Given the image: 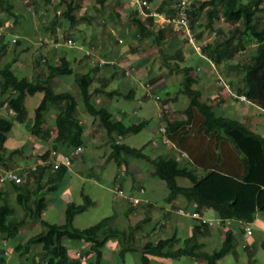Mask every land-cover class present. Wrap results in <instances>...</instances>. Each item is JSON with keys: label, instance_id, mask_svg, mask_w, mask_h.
<instances>
[{"label": "trees", "instance_id": "trees-1", "mask_svg": "<svg viewBox=\"0 0 264 264\" xmlns=\"http://www.w3.org/2000/svg\"><path fill=\"white\" fill-rule=\"evenodd\" d=\"M98 1L103 3L105 0ZM177 2L178 0H160L155 8H152L165 15H172L176 11ZM52 4H63L60 11L69 24H74L78 19L90 22L89 17L77 18L74 14V10L80 7L76 0H39L38 8L44 6L46 10L45 6ZM185 9L191 31L195 26L212 29L215 19L219 16L234 24L231 34L222 39L216 37L214 41L202 45V54L210 61L219 64L244 50L247 45L252 43L255 45V51L250 58L230 63L228 68L242 72L241 84L237 86L239 94L264 108V0H190ZM203 10L206 20L201 24L197 19ZM0 13L7 15L6 25L11 27L27 21L24 8L17 7L15 0H0ZM136 14L132 21L136 25L138 36L143 34L152 36V42L156 43L160 50L167 36L164 30L160 27L157 29L158 23L151 15L141 20L138 12ZM3 23L4 19L0 17V25ZM4 37L1 31L0 52L5 48L2 41ZM175 57L181 59L182 54L176 53ZM112 58L105 56L102 62L95 61L86 73L77 72L64 55H60L56 62L48 58H38L35 64L43 61L46 65L45 71L43 73L37 71L33 77H19L10 61L0 62V109L6 107L17 121L26 122L25 97L37 91L42 92L41 100L34 109L33 119L26 122V127L34 136L46 140L49 144V147L40 153L37 163L27 169L24 176L19 170L15 178L0 181V263L7 260L8 253L5 243L3 244V241H7V244L21 255L18 264H82V258L89 254L95 255L89 264H98L106 242L116 238L119 241V257L122 258L125 252H135L141 264H149L150 256L176 259L188 256L203 260L207 264H218V259L227 254L236 243L235 231L227 226L225 221L237 219L249 223L254 220L257 212L264 213V135L253 131L238 119L217 115L207 102L201 100V90L191 86L197 77V71L190 65L180 67L176 62L175 67L184 76L183 90L189 96V102L184 110L185 118L173 120L165 118L166 122L162 121L165 127L162 133L165 135L166 132L169 140L187 151V157L179 154L181 157L178 158L170 150L149 155L142 147L136 148L119 142V136L137 132L147 126L149 121L142 119L139 122L125 124L121 118H114L107 107L93 102V97L99 94L127 98L133 95V90L122 93L119 84L106 88L107 79L115 76L116 65L112 63ZM99 63L111 67L110 76L104 73L101 76L96 75L101 69ZM171 69L174 68L169 67V70ZM67 75H73L82 109L98 119L100 126L106 130L110 138L108 158L119 165L126 164L128 157L144 159L153 166L152 173L164 181L167 187L165 196L167 201L181 196L186 202L195 204L197 208L214 210L221 220L224 235L217 248L208 249L205 241L195 239L194 231L182 240L169 236L135 245L134 236L138 225L129 224L128 227L122 228L117 226L113 222L115 213L101 218L88 227H76L73 225L75 215L83 212L94 202L86 194H83L81 203L73 200L66 203L62 223L49 222L42 218V212L47 207L45 195L56 191L59 185L65 183L66 173L72 167L73 157L77 155L74 149L77 146H84L85 124L78 116L77 96L70 90L54 89L57 79ZM95 79L100 83L91 89ZM195 115L200 117L197 128L202 137L197 132L192 139L193 142L189 141L186 144L181 140L182 134L189 130L188 126ZM11 127L12 119L0 114V164L6 169H10L8 164L14 156H20L28 151L25 145L5 151L3 144ZM197 137L201 138L200 143L196 142ZM222 142L228 145L227 150ZM208 144L211 145L209 153L206 152L205 146ZM188 145H191V148ZM51 149L72 154V163L69 166L60 164L55 168L50 155ZM82 151L83 149L80 153ZM202 154L207 155L205 162L198 161ZM197 164L205 169L203 174L199 175L193 168ZM178 179H186L189 184H180ZM5 182H9L8 186ZM11 189L13 191H10ZM119 190L122 191L121 188ZM122 194L123 192L118 195ZM126 199L132 200L129 196ZM17 207L21 208V215L17 214ZM27 222H40L43 229L18 242L21 228ZM70 241L79 243L74 256L69 253L67 243ZM179 241L178 246H172ZM85 244L87 246H84ZM37 245L41 247L39 250H36ZM261 246L264 248V239L261 240Z\"/></svg>", "mask_w": 264, "mask_h": 264}, {"label": "rangeland", "instance_id": "rangeland-1", "mask_svg": "<svg viewBox=\"0 0 264 264\" xmlns=\"http://www.w3.org/2000/svg\"><path fill=\"white\" fill-rule=\"evenodd\" d=\"M15 1L17 7L24 8L27 21L22 20L23 22L20 25L11 27L6 25L7 15L0 13V17L4 19V23L0 25V32L3 31L5 35L4 40H2L5 48L0 52V62L10 61L14 72L19 77H33L37 71L43 73L46 65L43 61L36 65V59L48 58L56 62L59 60L60 55L70 58V62L77 72L86 73L91 63L93 64L95 61L102 62V58L107 55V52L117 48L118 50L123 49L124 53L120 57V61L122 64L131 62L130 65L124 68L127 71L126 73L129 74H126L122 69L118 77L107 79L106 88L116 86L120 82L119 79H123L128 82V86L123 87V84L121 85L122 93L133 90V95L127 98L124 96L108 97L105 94H99L93 97V102L96 105L107 107L113 113L114 118H121L125 124L139 122L142 119H147L149 123L137 132L119 136V142L136 148L142 147L144 152L149 155L151 153V155H154L163 151L167 152L168 147L164 145L173 144L166 132L165 135L162 133L159 126L164 125L163 122H160L163 120L162 115L172 120L186 117L184 110L188 105L189 96L183 90L184 76L175 67L176 62L180 67L190 65L194 71H197V77L191 86L201 90V100L207 102L217 115L238 119L253 131L264 135V108L245 97H242L243 99L239 98L237 86L241 84L242 72L228 68L230 63L234 64L250 58L255 51V45L253 43L247 45L244 50L237 52L231 58L219 64L210 61L202 54V45L214 41L216 37L222 39L231 34L234 24L226 21L223 16L215 19L212 29L205 26H195L194 30H190L192 35H189V37L179 35L156 21L158 23L156 25L157 29L160 27L167 35L159 50L158 45L152 42V36L148 34L138 36L136 25L132 21V17L137 16L136 12H138L137 4L134 3L133 5L131 3L132 1L136 2L134 0L131 2L130 0H105L103 3L98 0H76L80 3V7L74 10V14L77 18L89 17L90 22L78 19L74 24H69L63 17L60 11L63 4H58L59 6L56 4L46 5L45 10L44 6L38 8L39 0ZM159 1L152 0L149 2L150 8H155L154 6ZM139 18L145 20L142 15ZM205 20V11L203 10L197 21L203 24ZM50 25H53L52 28H49ZM69 40L73 43L69 44ZM128 52L132 53L131 57L127 56ZM135 53L143 57L140 63L133 62ZM176 53L182 54V58H176ZM112 54L116 55V51H112ZM99 64L104 72L109 71V67L103 65V63ZM169 67L174 69L169 70ZM140 71L142 73L138 75ZM72 76L67 75L57 79L54 89L56 91L70 90L77 96L78 116L85 123L83 151L73 157L72 167L64 178L65 183L63 184L69 185V194L67 192L58 193L63 184L58 186L56 191L48 192L45 195L47 207L42 212V218L49 222L62 223L65 217L66 203L69 200L81 203L83 202V194H86L94 202L88 205L83 212L75 215L73 219L74 226L79 228L88 227L101 218L115 213L113 222L117 226L121 228L128 227L130 223L138 225L136 237L140 241L144 238L145 233L150 232V229L155 226L159 208L156 207L155 210L150 212V215H152L150 219H147L146 216L145 218L141 217V220L140 216L142 214L147 215L145 209L137 206L133 207V211L125 212L123 201L128 196L130 198L137 196L139 199L144 194L151 193L149 186H152L153 182L158 185L156 188L158 190L152 192V197L155 199L163 195V191L167 192V187L163 180L151 172L153 166L150 167L149 162L144 159L128 157L126 164L119 165L113 159L108 158L110 138L106 130L100 126L98 119L82 109ZM99 83L100 81L95 79L90 88L92 89ZM41 97L42 92L40 91L25 97L26 122L32 121L34 109L40 102ZM0 114L12 119V127L3 144L5 151L8 152L23 145L28 148L26 153L14 156V159L10 160L8 164L11 171L17 173L20 170L21 175L24 176L26 170L37 163L40 153L48 148L49 144L46 140L34 136L27 129L26 122L17 121L6 107L0 109ZM48 119L50 121L51 117ZM199 120L200 117L198 118L195 115L192 125L190 124L188 126L189 130L186 131L189 133L185 134L186 132H183L181 140L186 144L192 141L197 132L201 136V132L197 128ZM163 139L167 141L163 142ZM195 140L200 143L201 138L197 137ZM152 143H158L160 147H153ZM221 144L227 150L228 145L225 142ZM209 145H205L207 153L210 151ZM188 147L191 148V145H188ZM173 150L175 156L179 152L185 157L188 155L187 151L183 152L178 149L176 144L172 148ZM198 158H200L198 161L203 160L205 162L207 155L202 154ZM0 168L6 169L3 164H0ZM145 168H147V171L150 170L149 173L146 172L148 176H146L145 182L139 181L140 186L143 183L144 193L140 192L142 186L138 189L132 186L137 185L138 175L145 174L140 173L144 172ZM193 168L199 175L204 170L198 164ZM183 180L188 182L186 179ZM5 184L8 186L9 182H5ZM165 187L166 190H164ZM119 188L122 189L123 194L117 196ZM10 191H13V189ZM139 201L140 199L138 202L129 200L131 204L135 205ZM164 203L160 200L157 206L161 207ZM17 214H22L20 207H17ZM258 215L261 217L264 213L259 212ZM213 224L215 222L209 225ZM254 227L253 234L243 233V236L250 239V244L242 246L239 241L240 237L237 238L234 247L218 259V264H264V248L256 240L258 234H263L264 229L257 223L254 224ZM156 228H158V223H156ZM42 229L43 226L40 222L25 223L18 236V242L24 241L31 234ZM153 230L155 231V229ZM112 241L115 240L110 239L107 245H111ZM71 242L75 243L74 247L76 241ZM4 243L8 253L7 260H5L8 264H18L21 255L15 252L10 247L11 245L7 244V241H3ZM218 244H220L219 241ZM107 245H104L103 252L106 256H110V252L106 248ZM40 248V245H37L36 250ZM68 248L71 251L72 247L68 246ZM173 259L177 261V264H207L188 256ZM122 260L123 264H140L139 257L135 252H125L123 259L119 257L120 264H122Z\"/></svg>", "mask_w": 264, "mask_h": 264}, {"label": "crops", "instance_id": "crops-1", "mask_svg": "<svg viewBox=\"0 0 264 264\" xmlns=\"http://www.w3.org/2000/svg\"><path fill=\"white\" fill-rule=\"evenodd\" d=\"M131 3L134 5L133 2H131ZM112 51H116V55H113ZM112 51L107 52L106 56H109V57L112 56L113 57L112 61L115 62L116 71L114 72L115 76L112 77V79L113 78L115 79L116 77H118L119 73L122 72L121 70L124 69L125 67H127L128 65H130L131 62H128L126 64H122V62L120 61V59H121L120 57H122V54L124 53L123 49H119L118 50V48H117L116 50H112ZM128 53L129 54L127 56L131 57L132 53H130V52H128ZM103 58H105V56ZM142 58L143 57H141L140 55L135 53L134 57H133V62L140 63L142 61ZM73 59H74V57H73ZM70 61H71V59H70ZM92 66H93V64L91 63L90 68ZM110 68L111 67L108 68V70H109L108 72H104L103 69H100V70H98V72H96V75L97 76H101L104 73V74H106V76H110V74H111L110 73ZM125 71H126V69H125ZM141 73H142V71H140L138 73V75L141 74ZM126 74H129V73H126ZM96 80H98V79H96ZM119 80H120V82L118 84H119L120 88H121L122 84H123V87H127L128 86V82H126L123 79L122 80L119 79ZM164 117L165 116L162 115L163 120H166L165 118H167V117H165V118ZM163 120H161L160 122H162ZM172 143L174 144L173 141H172ZM173 144L169 145V146L168 145H164L165 147H168L166 149L167 152L169 150L172 151L171 148H174V145H175V144L174 145ZM151 145L153 147H156V148L160 147V145H158V143H156V144L152 143ZM177 148L181 149L183 152H186L182 147L177 146ZM162 149H163V147H162ZM172 152L175 153L174 150ZM179 154H181V153L179 152ZM179 154L176 155L178 158L181 157ZM182 156H185V155H182ZM150 167H151V164H150ZM146 169L147 168H145L144 172H140V173H145V174L138 175V177H137L138 178L137 179V185L132 186L135 189H138V188H140L142 186L141 187L142 191H140L141 188L139 189V191L140 192H144V193H145V189H144L143 183L140 186L139 181L142 180V182H145V178H146V176H148L146 172L149 173V171H150V170L147 171ZM204 170H203V172L201 174L204 173ZM151 172H152V169H151ZM178 182L180 184H184V185H188L189 184V182H185L183 179H178ZM61 185H59V186H61ZM157 186H158L157 183L153 182L152 186H149V189L152 192H155V190H158V189H156ZM164 190H166V187H165ZM66 191L69 194V185L68 184L67 185L63 184V186L60 188V191L58 193H64ZM152 192L149 193V194L148 193L144 194L143 197H140L139 198L140 201H139V203H137V205L131 204L129 202V200H127V199H125V201H123V204L125 206V212L133 211L134 210L133 207H137V206H140L141 208L145 209V211L147 212V215H143L142 214L140 216V219H141V217L145 218L146 216H147V219H150V217L152 216V215H150V212L155 210L156 207L159 208V210H157L159 214L157 215V222H156V223H158V228H156V223H155V226L152 227L153 229H155V231L151 228L150 232L145 233L144 238L142 240H140V241L137 239L136 234H135V236H134L135 245L142 244V243H144V242H146L148 240L157 241L160 238H166V237H169V236H174L175 238H177L179 240L180 239L182 240L184 237H187L188 235H190L194 231L195 239L199 240V241H205L206 247L208 249H214V248H217L219 246L218 241H219V243H221L224 235H223L222 226L220 225L221 220H220L219 217L216 216L214 210H212L211 208H197L195 204L186 202L184 200V198L181 197V196L176 197V198H174V199H172L170 201H167L165 199V196L167 194L166 191L165 192L163 191V195H160L157 199H155L154 197H152L153 196ZM117 196H119V195H117ZM160 200L165 202V203H164L163 206L158 207L157 206L158 205V201H160ZM179 208H184L185 211L184 212H180ZM192 210L199 211L201 214L206 216V218L211 219L212 221H215V224L209 225L207 223H201L200 220H198L197 218L193 217L190 214V212ZM258 213L259 212H257L255 214L254 220L252 222H249V223H246L244 221L237 220V219H230V220H226L225 221L227 226L231 227L235 231V233H234L235 239L240 237L239 241L241 242L242 246H246V245L250 244V239L248 237H246V236H243V233L247 234L246 231H245L246 227H250V229H251V233L250 234H253L254 231H255L254 230V228H255L254 224L255 223L261 225V228L264 229V215H262L260 217L258 215ZM216 221H218V222H216ZM133 224H135V223H133ZM244 238L247 239V242H243ZM111 239L115 240V241L111 242V245H109V246L107 245V243L109 242L110 239L106 242V245H107L106 248L110 252L109 253L110 256H106V254H104V252H103L102 253L103 255L100 258L98 264H120L119 263V255H118L119 241L116 238H111ZM262 239H264V231H263L262 235L258 234V237L256 238V240L259 241L260 244H261V240ZM179 243H180V241L176 242V243H173L172 246H178ZM74 244H75L74 242H71V243L68 242L67 243L68 246L72 247V249H71V251H69V253L71 255H73V256H74L76 248H78L77 245L79 243L76 242V245L73 247ZM84 246H87V244H85ZM123 257L120 258V259H123ZM94 258H95L94 254H89L86 258H82L83 260H82L81 263L82 264H89V261L94 260ZM168 259H171V260L169 261ZM200 262H205V261L200 260ZM121 263L122 264L124 263L123 260H122ZM140 264H141V262H140ZM149 264H177V261L175 259H173V258L150 256Z\"/></svg>", "mask_w": 264, "mask_h": 264}, {"label": "built area", "instance_id": "built-area-1", "mask_svg": "<svg viewBox=\"0 0 264 264\" xmlns=\"http://www.w3.org/2000/svg\"><path fill=\"white\" fill-rule=\"evenodd\" d=\"M134 1L136 2H133V1L132 2L137 4L139 16L142 15L146 19L148 16L151 15L152 17H154V19H156V21H159V24L164 25L167 28H170L171 31L179 35H183L185 37H189V35H192L190 31L191 29H190L189 20H188V13L185 9L189 0H178V2L176 3V9H175L176 11L172 15H165L164 13H161L158 10L151 9L150 3L147 0H134ZM71 43H73V41L70 42L69 40V44ZM238 96L239 98L245 97L243 94H239ZM159 129L162 132L165 131L164 126H160ZM163 141L165 142L167 140L163 139ZM82 149H83V146H77L74 149V153L78 154L80 153ZM50 155H51V158H53L55 168L58 167L60 164L69 166L72 163V154H65L62 151H56L54 149H51ZM16 176H17V173L16 172L14 173L13 171H11V169H1L0 168V181H8L12 178H15ZM121 193L122 191L119 190L118 194H121ZM132 200L133 202H138L139 199L137 197H133ZM179 211L184 212L185 209L179 208ZM190 214L193 217L200 220L201 223L212 224L215 222V221H212L211 219L206 218L203 214H201L197 210H192ZM245 231L247 234H250L251 233L250 227H246ZM243 242H247V239L244 238ZM0 264H8V263L4 261Z\"/></svg>", "mask_w": 264, "mask_h": 264}, {"label": "clouds", "instance_id": "clouds-1", "mask_svg": "<svg viewBox=\"0 0 264 264\" xmlns=\"http://www.w3.org/2000/svg\"><path fill=\"white\" fill-rule=\"evenodd\" d=\"M162 126V125H161Z\"/></svg>", "mask_w": 264, "mask_h": 264}]
</instances>
